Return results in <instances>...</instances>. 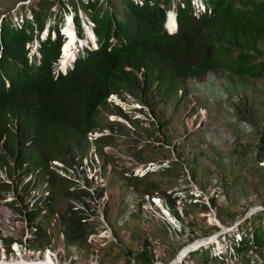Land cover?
I'll return each mask as SVG.
<instances>
[{"label":"rangeland","instance_id":"374dc122","mask_svg":"<svg viewBox=\"0 0 264 264\" xmlns=\"http://www.w3.org/2000/svg\"><path fill=\"white\" fill-rule=\"evenodd\" d=\"M38 1L0 0V25L2 18L29 13ZM57 1L51 4L53 14H63ZM76 8L91 31V18L80 5ZM54 21L49 17L45 25ZM96 36L80 44L92 47ZM32 43L37 57V39ZM256 45L259 50L245 51L260 61L263 38ZM231 48L244 51L239 44ZM73 56L76 52L67 62ZM168 64L157 60L148 80L145 65L141 77L129 70L126 83L96 109L93 128L111 134L81 141L67 137V152L54 158L71 163L67 174L49 168L52 159L16 164L13 149L0 142V181L8 183L0 185V261L24 255L39 259L49 252L59 264H179L184 247L205 244L198 255L189 253V264H264L254 250L246 252L248 261L241 252L225 262L218 261L223 256L214 260L210 255H220L264 209V150L259 147L264 143V70L258 76L237 75L220 65L200 76L170 78ZM111 113L126 119H111ZM30 140L24 137L25 143ZM149 161L163 162L144 175L133 173V167ZM152 197L160 198L161 208ZM36 203L44 206L29 225L20 209ZM69 207L81 214L84 236L72 238L76 230L62 218ZM38 224L43 245L33 237ZM11 235L22 240L7 245L4 237ZM260 248L264 253V243ZM143 249L152 261L138 262Z\"/></svg>","mask_w":264,"mask_h":264},{"label":"trees","instance_id":"16d2710c","mask_svg":"<svg viewBox=\"0 0 264 264\" xmlns=\"http://www.w3.org/2000/svg\"><path fill=\"white\" fill-rule=\"evenodd\" d=\"M236 1L205 0L207 7L203 9L192 5L191 0H58L62 11L68 9L66 2L72 4L80 34L83 29L76 5L83 8L93 20L97 45L83 48L64 71L55 72L52 63L61 42L57 25L63 16L62 12L53 14V0H39L29 13H21L15 20L12 16L2 18L0 139L5 136L2 143L13 149L15 163L21 165L29 160L43 164L67 152V137L81 141L96 125L94 112L106 103V96L126 83L125 74L130 72L124 66L129 63L144 64L147 80L153 75L157 60L170 64V78L200 76L220 65L233 74L258 76L264 70V58L256 61V57L245 50H259L256 42L260 38L264 40V0H240V5ZM172 2L176 5L177 29L168 32L163 22ZM49 17L55 20L48 25L55 28L56 35L41 37L39 33ZM219 38H224L223 42H218ZM34 39L39 42L37 57L31 47ZM233 44L241 45L244 51H234ZM154 75L159 78L160 71ZM10 114L18 116L16 130L8 125ZM24 137H30V142L25 143ZM260 146L264 150V143ZM50 180L52 183L53 177ZM2 184L8 185L6 181H0ZM80 191L87 192L86 189ZM168 202L173 203L169 195ZM43 206L36 203L26 210L20 209L29 225H33ZM65 212L68 216L62 215V218L69 219L71 229L76 230L72 238L84 236L81 214L71 207ZM260 214L259 220L251 222L249 229L246 227L240 236L232 238L220 255L210 254L213 259L223 256L218 261L225 262L224 258L235 252H241V257L245 258L248 250H254V256L264 260L260 248L264 243V209ZM36 227L33 237L37 244L43 245L39 235L41 226ZM4 239H8L7 245L16 239L22 240L14 235ZM202 246L205 244L189 249L179 264H189V253L198 255L204 250ZM150 261L143 249L138 262Z\"/></svg>","mask_w":264,"mask_h":264},{"label":"clouds","instance_id":"9594fccd","mask_svg":"<svg viewBox=\"0 0 264 264\" xmlns=\"http://www.w3.org/2000/svg\"><path fill=\"white\" fill-rule=\"evenodd\" d=\"M197 3V2H196ZM172 4H174V5H171L170 7H168L167 9H166V12H165V20H164V22H163V27L165 28V30L166 31H168V32H172L173 30H176L177 29V13H176V11H175V3L174 2H172ZM191 4L192 5H194L195 7H197V8H205V7H207L206 6V3H205V0H201V3L200 4H195V3H193L192 2V0H191ZM66 5H67V10H65L64 11V13L62 14V16H63V19H62V21L57 25L58 26V28H59V31H60V34H61V42H60V46H59V53H58V56L55 58V60L53 61L54 63H57V67H56V69H54V67H53V63H52V68H53V72H55L56 70H62V71H64L65 69H66V67L67 66H69L72 62H73V60L77 57V56H79L80 55V51L83 49V48H85V47H87L88 49L89 48H91V47H88V46H85L84 45V47L82 46V44H80V43H82V41H84V40H82V39H80L79 40V38H78V45L77 46H80V48L78 47V49L74 46V41L76 40V38L77 37H85V40L87 39V37H89V41H91V39H92V36H93V33H95L96 34V32H95V29H94V23H93V20L92 19H90V22L89 23H91V31H90V28L88 27L87 28V30H86V28L83 26V24L85 23V24H87V22L85 21L84 22V20H83V22H81V26H82V29H83V33L82 34H80L78 31H77V27H76V23H75V18H74V14H75V10H74V8H69L68 7V5H72V4H69L68 2H66ZM172 8V11L170 10ZM168 11H171V13L170 14H168ZM80 21H82V20H80ZM92 21V22H91ZM93 23V24H92ZM170 23L172 24V25H170ZM45 27H43L42 28V30L41 31H44L45 30V34L47 35V34H50L49 33V29H50V27H49V25H44ZM88 26V25H87ZM67 29H70V31H71V34H69L68 33V31H67ZM86 30V31H85ZM93 30V31H92ZM52 31H53V33L51 34V35H53V36H55L56 35V32H55V28L54 27H52ZM90 32L92 33V34H90ZM45 35V36H46ZM97 35V34H96ZM44 36V37H45ZM72 36H73V38H72ZM76 36V38L74 39V37ZM41 37H42V35H41ZM96 39H95V45L94 46H96L97 45V36L95 37ZM37 41H38V39H37ZM66 42H69V48H68V51H71V53L70 54H68V55H65V52H63V46H64V44L66 43ZM39 43V42H38ZM94 46H92V47H94ZM32 50L33 51H35V49H36V47H35V44H33L32 43ZM74 52H76V56H73L74 58L72 59V60H70V62H67V59L74 53ZM65 61V62H64ZM63 67V68H62ZM62 68V69H61ZM124 68L126 69V70H132L138 77L140 76L141 77V75L144 73V71H145V69H144V64H140V65H138V66H136L135 65V67H133V65H125L124 66ZM183 77H185V76H183ZM172 80V79H171ZM114 92H116V91H113V92H110L109 94H114ZM109 94L107 95V96H109ZM107 96H106V98H107ZM117 104H119V105H121V103H119V101L118 102H116ZM133 106L134 107H140V104H138V103H136V104H133ZM120 118L121 119H118L119 121H122V122H124L125 121V117L124 116H122V115H120ZM123 118V119H122ZM17 124H18V116L17 115H13V114H10V116H9V122H8V125L13 129V130H16V127H17ZM93 130H95V131H97L98 133H96L95 134V136H93V137H89L88 136V133H89V131H93ZM107 134H111V132H110V130H107L106 132H104V131H99V130H97V129H94L93 127L91 128V129H89L87 132H86V134H85V138L86 137H88L89 139H92V138H94V139H96V138H98V137H102V136H105V135H107ZM4 135H3V137L0 139V142L2 143L3 142V140H4ZM28 142H30V141H28ZM28 142H26V143H28ZM52 159V160H51ZM50 160L52 161L51 163H50V167L49 168H51V169H53V170H55L56 172H59V169H61L62 171H67L68 170V167L70 166V164H68V163H66V162H64V161H61V160H59V159H54V158H51ZM49 160V161H50ZM55 165H54V164ZM150 169H148L147 171H149ZM147 171H145L143 174H141V175H144ZM61 172V171H60ZM135 175H137V174H135ZM83 187V186H82ZM84 188V187H83ZM159 199V203L160 204H158L157 203V205L161 208L162 206H161V203H162V201L160 200V198H158ZM152 201L153 202H157L156 200H155V198H152ZM162 210V209H161ZM166 211H167V213H170L167 209H166ZM163 212V214H165V212L164 211H162ZM15 250V249H14ZM188 251V250H187ZM186 251V252H187ZM186 252L183 254V255H181V256H179L180 258H179V260H181L182 259V257L183 256H185V254H186ZM4 253V252H3ZM179 263H180V261H179ZM0 264H10V263H3V262H0Z\"/></svg>","mask_w":264,"mask_h":264},{"label":"bare ground","instance_id":"6f19581e","mask_svg":"<svg viewBox=\"0 0 264 264\" xmlns=\"http://www.w3.org/2000/svg\"><path fill=\"white\" fill-rule=\"evenodd\" d=\"M170 25H172L170 23ZM68 33L71 34V31L70 29H67ZM90 34H92L90 32ZM73 38V36H72ZM76 38V36L74 37V39ZM89 37H87L86 40L82 41V43H88L89 41ZM78 37L76 38V40L74 41V46H77L78 45ZM68 48H69V42H66L63 46V52H65V55H68L71 53V51H68ZM69 59V58H68ZM65 62V61H64ZM200 112H205L204 108L200 107ZM111 119H121V118H116L115 114L114 113H111ZM156 201H159L158 198L155 199ZM212 218V217H211ZM221 223V222H220ZM189 245L184 247L180 253L178 254V256H181L183 255L187 249H189ZM10 261V260H9ZM177 261V260H176ZM0 262H3V263H10V264H59L60 262L59 261H55L54 259L51 258V255L50 253L48 252L46 255H43V258H39V259H30L27 255H24V256H21V257H17L15 259L12 260V262H7L6 261H0Z\"/></svg>","mask_w":264,"mask_h":264},{"label":"built area","instance_id":"2783aa9c","mask_svg":"<svg viewBox=\"0 0 264 264\" xmlns=\"http://www.w3.org/2000/svg\"><path fill=\"white\" fill-rule=\"evenodd\" d=\"M98 133L97 131L93 130V131H89L88 133V136L89 137H93L95 136V134ZM163 162V161H161ZM160 161L159 162H156V161H149L144 167H139V166H136V167H133L132 169L134 170L133 173L134 174H137V175H141L143 174L145 171H147L148 169H153L154 167H152V165H156V164H160L161 163ZM160 166H157L156 168H159ZM68 170H69V167H68ZM67 170V171H68ZM66 171V172H67ZM61 172H64V171H61ZM64 174H67L64 172ZM91 177V176H90ZM152 198H155V197H152Z\"/></svg>","mask_w":264,"mask_h":264}]
</instances>
